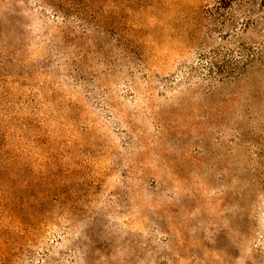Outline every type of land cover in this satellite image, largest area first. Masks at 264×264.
I'll use <instances>...</instances> for the list:
<instances>
[{"label":"rangeland","instance_id":"rangeland-1","mask_svg":"<svg viewBox=\"0 0 264 264\" xmlns=\"http://www.w3.org/2000/svg\"><path fill=\"white\" fill-rule=\"evenodd\" d=\"M0 264H264V0H0Z\"/></svg>","mask_w":264,"mask_h":264},{"label":"trees","instance_id":"trees-1","mask_svg":"<svg viewBox=\"0 0 264 264\" xmlns=\"http://www.w3.org/2000/svg\"><path fill=\"white\" fill-rule=\"evenodd\" d=\"M228 0H220V2H222V3H225V2H227Z\"/></svg>","mask_w":264,"mask_h":264}]
</instances>
